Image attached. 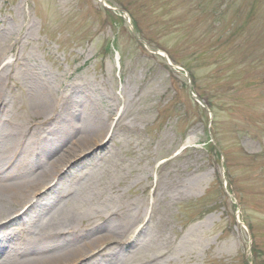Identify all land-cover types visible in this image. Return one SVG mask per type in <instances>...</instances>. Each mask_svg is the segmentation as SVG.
Instances as JSON below:
<instances>
[{"label": "rangeland", "instance_id": "1", "mask_svg": "<svg viewBox=\"0 0 264 264\" xmlns=\"http://www.w3.org/2000/svg\"><path fill=\"white\" fill-rule=\"evenodd\" d=\"M104 2L0 0V108L43 133L28 170L70 149L33 199L60 183L72 242L114 237L71 264H248L250 241L264 264V0Z\"/></svg>", "mask_w": 264, "mask_h": 264}, {"label": "bare ground", "instance_id": "2", "mask_svg": "<svg viewBox=\"0 0 264 264\" xmlns=\"http://www.w3.org/2000/svg\"><path fill=\"white\" fill-rule=\"evenodd\" d=\"M2 93L0 87V98ZM0 110V264H71L88 257L98 245L113 241L114 237L105 235L90 243L72 242L71 218L63 216L67 203L61 199L54 203L48 200L60 183L45 188L33 199V195L59 172L57 165L70 149L57 157H46L42 168L28 170L32 159H39V150L44 148L42 142L38 145L43 133L37 135L31 126L22 129L13 125L7 119L6 109ZM83 142L81 138L75 146H82ZM81 190L76 189L74 194L78 195ZM65 230L66 235L63 234ZM94 259L101 258H90ZM104 262L102 259L101 264Z\"/></svg>", "mask_w": 264, "mask_h": 264}, {"label": "trees", "instance_id": "3", "mask_svg": "<svg viewBox=\"0 0 264 264\" xmlns=\"http://www.w3.org/2000/svg\"><path fill=\"white\" fill-rule=\"evenodd\" d=\"M188 72H189V75H190V79H191V83L194 86V76L192 75V72L190 71L189 68H187ZM200 100H202V97H199ZM206 104V106L211 110V112L213 113V117L215 116V111H214V106L211 102H209L208 100L204 102ZM218 141V140H217ZM219 142V143H218ZM217 143L219 144L220 146V141H218ZM209 148L215 152V155H216V158L218 157V160H219V153L217 152V150L215 149V147L213 145H210ZM222 151H223V148L221 147ZM249 227V226H248ZM249 230H250V227H249ZM256 252V248L254 247V245L252 244V247H251V253H255ZM254 258V257H253ZM254 260L252 259V263L253 264H256L255 262H253Z\"/></svg>", "mask_w": 264, "mask_h": 264}]
</instances>
